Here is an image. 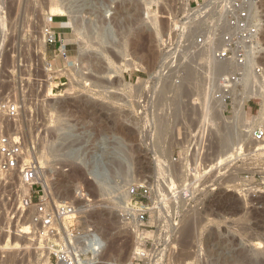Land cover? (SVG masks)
Segmentation results:
<instances>
[{"label": "rangeland", "instance_id": "374dc122", "mask_svg": "<svg viewBox=\"0 0 264 264\" xmlns=\"http://www.w3.org/2000/svg\"><path fill=\"white\" fill-rule=\"evenodd\" d=\"M186 3L187 0H0V104L15 103L19 108L17 116L0 111V136L21 135L24 147L34 146V157L48 177L53 200H72L77 191L83 201L88 198V204L79 202L84 206L81 225L106 239L102 264H130L142 232L155 233L146 245L151 261L133 264H167L169 259L177 264V258L186 257L192 259L185 264H264V195L252 198L242 192L236 178L243 171L257 184H264V143H240L231 153L241 155L235 156L228 177H212L209 186L184 206L169 200L163 204V215L154 216L151 208L138 231L120 217L127 198L125 189L146 177L154 180L158 144L170 168L172 184L168 182V189L163 190L166 195L186 181L184 169L194 161L193 150L204 119L198 101H192L196 109L189 105L195 94L180 95L176 100L186 104L183 109L168 110L166 100L172 94H156V81L152 79V73H159L171 53L180 54L182 42L193 27L186 21ZM259 3L264 15V0ZM50 19L69 52L81 49L86 53V68L77 58L70 59L69 53L67 59H61L55 51L57 46L45 45L41 31ZM173 24L186 33L176 51H164V40ZM198 38L204 35L196 36V43ZM205 45L204 41L200 44L203 48ZM258 67L264 71V58ZM178 80L176 77L174 84ZM191 88L187 86L188 91ZM155 99L161 100L155 104L161 110L154 108ZM244 108L248 117H254L259 104L251 100L245 102ZM172 112L178 113V118L162 133L165 135L160 141L152 129L155 118H170ZM210 131L206 132V153L200 162L217 168L228 161L217 155L225 149L218 146ZM14 183L18 185L16 180ZM148 186L152 197V186ZM12 189H0V264H45L46 255L43 257L36 241L24 233L26 221L19 223L22 232L15 228L16 221L11 217L15 209L7 201ZM98 214L108 218L104 232L98 227ZM184 217L188 234L176 244L177 253L176 249L165 250L162 261L154 263L151 250L162 248L158 241L170 228L169 218L172 224L183 225Z\"/></svg>", "mask_w": 264, "mask_h": 264}, {"label": "built area", "instance_id": "2783aa9c", "mask_svg": "<svg viewBox=\"0 0 264 264\" xmlns=\"http://www.w3.org/2000/svg\"><path fill=\"white\" fill-rule=\"evenodd\" d=\"M187 2L188 7L195 10L203 5L204 0H187ZM248 2L255 5L252 13L248 10ZM259 4V0L233 1L232 8L235 13L227 17V31L221 35V46L212 52L214 60H233L236 66L234 71L218 78L212 91L211 103L217 104L221 101L225 105L223 115L232 114L231 93L241 80V67L246 61V48L250 45L256 47L253 55L255 62L260 63L263 59V53H259L263 46L260 22L254 18L255 10L258 11V15L262 12L258 8L260 7ZM212 28L216 30L214 37L212 39L205 36L203 39L198 38V45L204 41L206 42V49H211L214 46L219 31L217 18H215ZM41 33L45 45L57 46L55 51L58 52L59 57L63 60L67 59L66 44L58 38L54 31L52 19L45 22ZM185 33V30L180 31L178 26L173 24L166 40H164V51H176ZM255 71L259 73L261 68L256 67ZM0 111L7 116H17L19 108L15 103L5 102L0 104ZM201 126L203 130L199 134L193 150L194 161L184 169L186 181L172 188L171 195L174 196L170 198L172 201H179L180 196L185 202L190 201L209 186L208 181L212 177L219 179L223 176L228 177L231 172L230 165L235 161V156L241 155V153H237L230 163H222L217 168L210 165L204 166L200 160L201 155L206 153V146H204L207 137L206 129L210 128L211 123L203 119ZM252 142L255 144L264 143V128L254 131ZM236 178L239 179L237 183L240 184L242 192L252 198H259L264 195V184H257L255 179L250 178L247 173L240 171ZM15 180L18 182L17 186L14 183ZM11 186L13 189L8 191L10 196L7 197V201L15 209L11 216L12 220L15 219L16 221L15 228L22 232L19 223L26 221L29 235L36 241L37 247L43 253L42 255H47L45 264H88L87 259L90 252L86 253L84 235L86 234L85 230L91 232V228L84 229L82 227L81 211L72 202L55 201L51 198L40 163L34 157V146L24 147L21 135L5 134L0 136V189H9ZM24 187H28L26 193L23 191ZM151 195V189L146 183L132 184L125 189V197L127 196L128 202L122 208L120 217L128 224L135 225L137 231L143 228L151 211ZM159 206L163 205L160 203ZM148 243V239L146 242L140 239L138 251L131 257L130 264L150 260L149 250H146Z\"/></svg>", "mask_w": 264, "mask_h": 264}, {"label": "bare ground", "instance_id": "6f19581e", "mask_svg": "<svg viewBox=\"0 0 264 264\" xmlns=\"http://www.w3.org/2000/svg\"><path fill=\"white\" fill-rule=\"evenodd\" d=\"M233 1L234 0H208L204 5H202L201 7H199L198 9H195V10H192L189 7H187L188 5H186L187 4L186 3L185 7H184V9L186 10L184 12L186 15V21L189 22L188 26L193 25V27L188 31L189 34L185 37L184 41L182 42V50H181L179 55H174V53H171L169 60L166 61L164 64H162V68L159 71V73H157L156 76H155V74L152 73V79H154V81H156V85L153 87V90L155 91V93L159 94V95L160 94L162 95V93H163L165 96L172 94V96H173L170 99L166 100L167 103L165 102L166 104H168V105L165 104L168 107L167 108L168 110L172 109L174 107H176V108L178 107L179 108L178 111L180 109H183V106L186 104H184V105L180 104L176 100V98L179 97L180 95L188 96V95L195 94V97L189 101V105L192 104L193 106L192 105L191 106L193 109V107H194V105H196V103L193 104L192 101H198L199 106H200L198 108L199 109L201 108V111L203 112V115H204V120H206L208 123H211L210 128L206 129V130L209 132L212 129L213 130L212 132L214 134L212 135V133H211V135L216 139V143L219 144L218 146H222L225 149L223 152H220L217 155H219V157H221V158L223 157L225 161H228V163H230V160H232L231 158H233L232 156H234V155H231V153L237 149V147L240 143H242L244 141H248V144H250V145L255 144L254 142H252V135H253L254 130L257 127L258 128H264V71L259 72V73H256V71H255V68L258 67V65H259V63L255 62L253 60V55H254L255 48H256L255 46L250 45L246 48V61H245L244 65L241 67L242 77H241V80L238 82V84H236V86L234 87V89L232 90V93H231V95H232V102H231L232 116L228 117V116H224L222 114L224 109H225V105L221 101L218 102L217 104L211 103L212 91L214 90V85L217 82L218 78L223 76V75H228L229 73H231L232 71H234L236 69V66H235L233 60H231V61H216V60H214V58L212 56V52L216 51L221 46V35H222V33L227 31V26H226L227 17L230 16L231 14L235 13V10L232 8ZM151 2H153V1H151ZM149 7H150V5H149ZM247 7H248V10L250 11V13H252V10L255 9V5L253 3H250V2H248ZM218 8H219V10H218ZM258 8H260V10L262 9L261 6ZM257 12L258 11L255 10L254 18L259 20V22H260L259 26L261 27L260 30L263 31L264 30V21H263V19H261V17H263L264 15H262V13H260L258 15ZM215 18H217V21L219 23V31L217 33L218 37L216 40L217 42L214 44V46L211 49L210 48L209 49L203 48L204 46L202 47L196 43V36L198 37L199 35H204L206 38L212 39L214 37V32L216 31L215 29L212 28L214 26ZM207 22H210L212 24L207 25L208 24ZM262 45H263V43H262ZM65 49L67 50V46H65ZM80 50L78 49V51L74 52V53L69 52L67 50V54L69 53L70 55H72L70 57V59L74 60L75 58H77L78 62L83 66V69H84L87 67L86 58L88 56H86L85 52H82L83 50L82 51H80ZM259 53H261V54L263 53V55H264V48L263 47H261ZM263 55H262V58H264ZM96 61H98V59L95 60V62ZM87 62H88V60H87ZM81 65H79V66L81 67ZM176 77H178L179 80H178V82H176V84H174V80L176 79ZM156 78H158V79H156ZM187 86H190V87L192 86V88L190 89L191 91L187 90ZM46 97L47 96H45V98ZM156 97H158V95ZM161 98L164 100L163 97H161ZM66 99H67V101L70 100L69 98H66ZM156 100L157 99H155V102H154V108L156 110L157 109L161 110V108H156V106H155L156 102L158 105V101L160 99L157 101ZM251 100L256 101L259 104L258 112H257L256 116H254V117H248V112L244 108L245 102L251 101ZM162 103H163V101H162ZM162 103L159 102L160 107L162 106ZM178 111H176V112H178ZM193 111H195V110H193ZM198 112L200 113V111H198ZM196 115H198V114H196ZM196 115L194 114L195 117H197ZM156 116H158V115H156ZM158 117H160V115ZM158 117L155 118L156 119L155 120V127H152V129L155 128L154 131H156V133H157L156 137L158 140L161 141L162 136L165 135V134L163 135L162 133L167 132L168 127H170V128L172 127L173 122L178 118V113L176 114V113L172 112V114H170V118H169V115L166 117L162 116L163 117V118L161 117L162 119H159ZM199 122H200V120H199ZM197 123H198V121H197ZM153 124H154V122H153ZM56 128H58V126ZM241 130H245L246 133H242L243 131L241 132ZM168 132H170V130H168ZM172 139H173V137H172ZM173 144H175V143H173ZM173 144H172V146H173ZM168 148L169 147H167V150H168ZM162 152L163 151H162L161 144H158V146L156 148V158H155L156 173L154 176V180L151 182L146 177V179L143 178V180L141 179L140 181H138V183H146V184L152 186L151 188H152V191L154 192V194L150 198V201H151L154 216H156L157 214L163 215L162 214L163 206L160 207L159 204L161 203L163 205L165 203L164 205H166V202L169 203V200H171L170 198L174 197L171 195L173 189L168 191V193H170V194H167V195H166V192L163 191L164 189H168L167 184L170 180V177L168 176V169H170V168H169V163L167 164L166 160H163V156H165V155H163ZM170 167H171V165H170ZM43 177L47 183V186L49 187L50 183L48 182L49 181L47 179L48 177H46L44 175H43ZM169 183H171V182H169ZM27 188L28 187L23 188V191L25 193L27 192ZM169 189H171V187H169ZM161 195H163V196L161 197ZM179 198H180L179 201H176V202L174 201L175 202L174 204H177V202H180L181 206H184L185 201L183 200L182 196H180ZM95 201H94V203H95ZM62 202H64V201H62ZM68 202L74 203V205L80 211L82 210V208L84 206L83 205L81 206L79 204V202H83V203H87V204L90 203L88 201L87 197L85 198V201L82 200V194H80L79 191H77V196L75 198L73 197V199L72 200L70 199ZM91 202H93V200ZM127 202H128V198H126V203ZM170 202H172V201H170ZM165 207H164V209H165ZM163 212L166 213V211H163ZM183 215H184V213H183ZM163 218H162V220H163ZM167 218H168V216H167ZM96 220L98 223V227L100 228V230H102V232H104L108 228L107 227L108 226V218L106 216L104 217L103 215L98 214V215H96ZM181 220H179L178 222H181ZM182 222H184L183 225L182 224L178 225V223L176 224V222L172 224V222L169 218V222H168L169 224L168 225L170 228L161 234L162 241H160V240L158 241V244H160V246L162 248L159 249V247L157 246V248L155 247V248H153L154 250H151V251H153V253L151 255H152V261L154 263L155 262L160 263V261H162L161 258L163 256V253L165 250L168 251L170 249L172 252L173 249H176V253H177L178 248H177L176 244L178 242H180V239L184 240L186 235L188 234L187 233L188 229L185 228L186 217L183 218ZM88 228L90 229V227L87 226L86 229H88ZM24 233L29 234L28 228L25 229ZM85 233H86L84 235V242L86 243L85 250H86V253L90 252V255H91L87 259L88 264H102L101 260H104L103 254L106 253L105 251H107L106 249H107L108 243L106 242V239L103 238V236L102 237L99 236V234L92 228H91V232L88 230H85ZM154 234L155 233H153V232H146V233L142 232L139 234V237L141 240H143V239H148L149 237L152 238ZM172 235L177 236V237H173ZM137 251H138V249H137ZM45 255L46 254H44L43 257ZM46 257H47V255H46ZM46 257H44V258H46ZM187 259L190 260L192 258H190V257H188V258L186 257V259L185 258L184 259L177 258L176 262H177V264H185L186 262H189ZM96 260H98V262L94 263V261H96ZM45 261H46V259H45ZM149 261H151V260H149ZM126 264H127V262H126ZM167 264H172V261H170V259H169ZM174 264H175V262H174Z\"/></svg>", "mask_w": 264, "mask_h": 264}]
</instances>
